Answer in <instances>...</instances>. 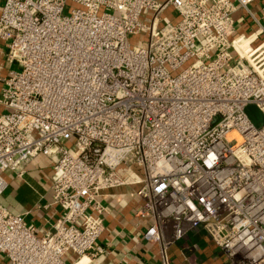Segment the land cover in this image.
I'll return each mask as SVG.
<instances>
[{
	"label": "built area",
	"instance_id": "built-area-1",
	"mask_svg": "<svg viewBox=\"0 0 264 264\" xmlns=\"http://www.w3.org/2000/svg\"><path fill=\"white\" fill-rule=\"evenodd\" d=\"M249 2L2 1L0 40L16 68L0 88V194L2 172L21 176L24 162L48 156L61 212L38 235L0 205L7 264L100 254L97 195L125 184L159 264L195 227L224 264H264V28ZM237 10L250 32H236Z\"/></svg>",
	"mask_w": 264,
	"mask_h": 264
},
{
	"label": "crops",
	"instance_id": "crops-1",
	"mask_svg": "<svg viewBox=\"0 0 264 264\" xmlns=\"http://www.w3.org/2000/svg\"><path fill=\"white\" fill-rule=\"evenodd\" d=\"M2 1L0 0V7ZM248 7L264 28V0H250ZM166 13L167 17H171L169 10ZM244 20L241 10L235 11L236 32L246 33L254 28L250 22L245 24ZM5 53V42L0 40V88L9 71L16 68L14 62L6 61ZM2 111L4 108L0 105V112ZM253 111L256 125L262 124L261 114L255 109ZM22 168L21 176H15L10 171L2 172L6 187L0 194V205L9 213L21 215L27 224L34 227L38 235H46L50 233L61 213L51 197L52 161L48 156L37 155L24 162ZM133 170L119 167L116 172L130 180L136 175ZM97 200L105 208L102 215L103 231L97 239L101 253H87L78 260L68 251L63 259L68 264H159L158 245L146 242L141 236L145 222L136 215L139 199L134 194V186L125 184L102 189ZM167 251L170 264H224L201 227L187 231ZM0 264H7L1 254Z\"/></svg>",
	"mask_w": 264,
	"mask_h": 264
},
{
	"label": "water",
	"instance_id": "water-1",
	"mask_svg": "<svg viewBox=\"0 0 264 264\" xmlns=\"http://www.w3.org/2000/svg\"><path fill=\"white\" fill-rule=\"evenodd\" d=\"M253 107L252 106H247L245 108V113L246 115L250 118V120L256 125L255 121H254V111H253Z\"/></svg>",
	"mask_w": 264,
	"mask_h": 264
},
{
	"label": "rangeland",
	"instance_id": "rangeland-1",
	"mask_svg": "<svg viewBox=\"0 0 264 264\" xmlns=\"http://www.w3.org/2000/svg\"><path fill=\"white\" fill-rule=\"evenodd\" d=\"M64 12H65V10H64ZM134 38H135V35L134 36L133 35H128V41H129V43H131L134 40ZM228 137L229 138H235V134L233 132H229L228 133ZM220 258L223 261L225 260L224 256H220Z\"/></svg>",
	"mask_w": 264,
	"mask_h": 264
},
{
	"label": "bare ground",
	"instance_id": "bare-ground-1",
	"mask_svg": "<svg viewBox=\"0 0 264 264\" xmlns=\"http://www.w3.org/2000/svg\"><path fill=\"white\" fill-rule=\"evenodd\" d=\"M235 47L237 48V50H239L240 52L243 51V47H244V42L238 43L237 45H235Z\"/></svg>",
	"mask_w": 264,
	"mask_h": 264
}]
</instances>
